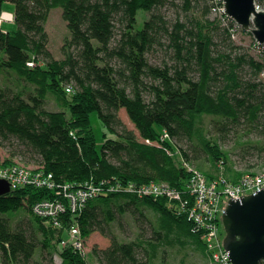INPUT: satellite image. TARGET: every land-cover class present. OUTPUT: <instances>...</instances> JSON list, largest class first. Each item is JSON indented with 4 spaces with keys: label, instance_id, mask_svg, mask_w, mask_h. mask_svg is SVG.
I'll list each match as a JSON object with an SVG mask.
<instances>
[{
    "label": "trees",
    "instance_id": "16d2710c",
    "mask_svg": "<svg viewBox=\"0 0 264 264\" xmlns=\"http://www.w3.org/2000/svg\"><path fill=\"white\" fill-rule=\"evenodd\" d=\"M5 3L16 8L7 13L13 31L2 26ZM223 6L222 0H0V68L32 87L0 88V147L11 143L14 159L36 165L18 164L29 180L49 179L53 190L69 186L83 206L74 212L64 199V214L47 218L35 215L33 205L53 202L56 191L25 185L1 196L0 264H89L74 242L98 232L111 241L92 252L103 264H154L160 244L174 245L175 238L192 241L207 257V228L183 210L195 204L193 178L236 184L264 173V46L254 42L258 56L237 46L241 28ZM57 8L69 29L59 60L46 28ZM142 10L148 18L138 29ZM49 97L58 111H48ZM94 114L113 135L105 133L100 147ZM225 140L238 160L263 162L237 171V160L222 150ZM209 164L206 175L202 166ZM151 184L181 200L130 191ZM85 185L101 191L83 203L76 191ZM23 207L28 224L24 218L15 226L10 216ZM126 216L138 231L131 243L111 230L123 228Z\"/></svg>",
    "mask_w": 264,
    "mask_h": 264
},
{
    "label": "rangeland",
    "instance_id": "374dc122",
    "mask_svg": "<svg viewBox=\"0 0 264 264\" xmlns=\"http://www.w3.org/2000/svg\"><path fill=\"white\" fill-rule=\"evenodd\" d=\"M257 3L259 4L261 10H264V0H259ZM2 8L4 12V15H2V19L5 21H8V22H5V21L3 22V25H2L3 29L6 31L15 30L17 26H16L15 21H13L14 19L12 18V16L10 15L11 19L5 16V15L9 16L8 14H5V13L15 12L16 8L14 4L5 3ZM167 14L170 18H175L174 12L172 10L168 11ZM49 17L50 18L46 25V28L48 30L49 37L51 39L50 49H52L55 59L59 60L62 58L61 48L64 45L65 40L69 36V29L62 16V9L57 8L56 10H52ZM147 18H148L147 13H145L143 10L139 12V15L137 17V23H136L138 29H141L143 27L144 25L143 23ZM181 18H182L181 20H183L184 16H181ZM233 41L236 42L237 46H240V47L242 46L244 48H247L249 51H251V55H254V56L259 55V53L254 48V42L256 40H254L252 33L247 32V34H245L243 33L242 28H241V31L238 33V35L235 38H233ZM262 45L264 46V44ZM4 71H5V68L4 69L0 68V88L5 89L6 86H9L15 90L16 89L18 90H21V89L31 90L32 89V87L28 85L27 83H23L17 80L16 77L11 76L10 73H5ZM47 103H48L47 104L48 111L49 110L51 111L59 110L57 104L54 102L52 97H49ZM120 116L122 118V122H124V124H126V126L129 129L134 131V126L131 123V121H129L126 113L122 112ZM92 123L94 126L93 131L96 137V143L100 147L101 145H103L105 133L108 135L109 138H112L113 135H111L108 129L104 127L103 123L99 121L96 114H94L92 117ZM250 138H252L253 140H256L259 137H257V135H253ZM256 141L254 142L256 143ZM233 145L234 143L232 144V141L225 140L222 145V150L231 152L233 156L234 155L233 153L235 152L234 148H236L235 146L233 148L232 147ZM11 148L15 150V147L11 143L8 146L0 147V167L7 168L5 166H8L10 164L4 165L2 163L6 162L8 159L12 160V162H14L13 164L20 163L22 165L23 164L26 165L25 162H23L21 159H14L11 156ZM238 158L239 160L242 159L241 162L237 159V157L233 156V160H237V166L235 167L237 171L244 170L247 164L257 165L259 162L264 161V160L262 161L260 158H257V157L256 158L249 157L247 158V160H244V158H242L241 155H239ZM26 166H28L29 169L37 168L36 165H33V164L26 165ZM202 167H203L202 172H204L206 175H209L212 173V168L210 164L208 166L203 165ZM146 214L149 216L147 212ZM11 216H10L11 223L15 226H17L18 222L24 218H25L24 219L25 223L28 224L27 223L28 219H30V214L27 212V210L24 207L12 213ZM31 219H32V223H34L35 226L39 227V223L33 216ZM124 219L125 221H124L123 228L118 227L117 225H113L111 230H113V233L116 235L118 241H122L125 243H131V241L136 239L138 231L137 229H135V225H134L133 220L131 219V216L129 217L126 216ZM193 233H195V229ZM147 236L148 235H146V237ZM174 241H173L174 245H171V246L166 243L162 245L160 244L159 241H152L148 243V245L154 244L156 248L160 244V247L158 249L159 250L158 254H156L157 257L154 258V264H221L220 262H217L216 259L212 255L209 257V255L213 253L212 251L208 252L207 257H206L204 253L199 248H197L196 245H192L193 244L192 241H186V240L180 241V239L178 238H175ZM82 242L83 243H81V248L79 251L85 255L87 260H89V264H103L100 261H98V259L95 257L94 253L92 252L94 249L103 250V249L109 248V246L111 245L110 239L105 238L102 234L98 232L88 237L86 242L84 241ZM57 261L59 260L57 259Z\"/></svg>",
    "mask_w": 264,
    "mask_h": 264
},
{
    "label": "built area",
    "instance_id": "2783aa9c",
    "mask_svg": "<svg viewBox=\"0 0 264 264\" xmlns=\"http://www.w3.org/2000/svg\"><path fill=\"white\" fill-rule=\"evenodd\" d=\"M258 2V1H257ZM256 8L259 12L261 10L259 4H256ZM261 10V11H260ZM4 15V14H3ZM2 19V17H1ZM5 21V20H1ZM7 168L0 167V179L5 180L10 183L12 190H18L20 187L29 185L38 186L40 188H48L53 190L55 188L54 184H51L49 179L44 180L42 177H36L33 180H29L27 176L29 174L23 169H18V164H12L5 166ZM195 184L190 188V193L192 197L196 198L194 201V206H190L188 210H183L187 212V215L195 221L196 225L201 228H207L205 234V240L210 251H212L213 257L217 262L221 264H232L230 261L229 253H227L224 247V240L220 234V226L218 220L223 222V217L226 212L229 202L232 199L241 198L243 196L247 197L249 195H254L258 193L259 190L264 189V173H259L257 175H246L241 182L236 184H231L228 182H210L207 181L204 177L196 175L193 178ZM223 183L222 185H220ZM60 190H53L57 193L56 200L53 202H42L33 205V212L35 215L40 217H52L64 214L65 207L62 200L67 199L72 203V210L74 212L81 207L82 205H77V200L74 199V193L72 192L71 187L63 186L59 187ZM101 191L100 188H92L91 186H84L80 190L76 191L81 195L80 199L83 203L89 198H95L96 195ZM131 192H136L138 195L145 196H155L161 197L165 194L169 198L174 197L175 199L181 200V196L174 194V191H170L167 186L164 185H154L151 184L150 187H143L137 191L130 189ZM185 205H189L186 202ZM194 207V208H193ZM73 238H76L78 235V230L73 229L72 231ZM74 242L76 249L80 250L82 239L76 238ZM65 245V243L63 244ZM84 255V254H83ZM85 256V255H84Z\"/></svg>",
    "mask_w": 264,
    "mask_h": 264
},
{
    "label": "water",
    "instance_id": "95a60500",
    "mask_svg": "<svg viewBox=\"0 0 264 264\" xmlns=\"http://www.w3.org/2000/svg\"><path fill=\"white\" fill-rule=\"evenodd\" d=\"M223 13L237 26L264 44V10L258 0H222ZM12 193L10 183L0 179V197ZM224 247L232 264H261L264 260V189L254 195L232 199L223 217Z\"/></svg>",
    "mask_w": 264,
    "mask_h": 264
},
{
    "label": "bare ground",
    "instance_id": "6f19581e",
    "mask_svg": "<svg viewBox=\"0 0 264 264\" xmlns=\"http://www.w3.org/2000/svg\"><path fill=\"white\" fill-rule=\"evenodd\" d=\"M6 17H9L10 19H11V16L9 15V16H7V15H5Z\"/></svg>",
    "mask_w": 264,
    "mask_h": 264
},
{
    "label": "crops",
    "instance_id": "0c3cea01",
    "mask_svg": "<svg viewBox=\"0 0 264 264\" xmlns=\"http://www.w3.org/2000/svg\"><path fill=\"white\" fill-rule=\"evenodd\" d=\"M7 14V13H6ZM9 15V14H8Z\"/></svg>",
    "mask_w": 264,
    "mask_h": 264
}]
</instances>
